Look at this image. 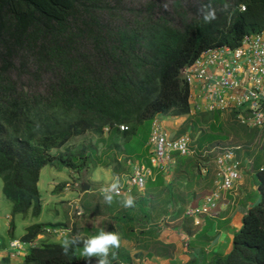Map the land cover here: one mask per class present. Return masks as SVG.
Instances as JSON below:
<instances>
[{
	"label": "trees",
	"instance_id": "1",
	"mask_svg": "<svg viewBox=\"0 0 264 264\" xmlns=\"http://www.w3.org/2000/svg\"><path fill=\"white\" fill-rule=\"evenodd\" d=\"M209 3L216 19L206 23L198 10ZM262 31L264 0H144L138 5L127 0H0V190L13 204L12 216L40 217L39 182L45 167L81 172L89 166L92 156L53 155L73 138L88 133L102 137L108 128L112 148L129 167L131 161L151 167L146 159L149 140L160 116L190 115L183 127L199 134L195 154H173L175 173L182 175L179 186L194 191L203 179L200 153L229 135L221 111L192 116L193 94L183 70L208 50L236 49L245 37ZM236 115L231 113L234 119ZM205 126L209 132L203 131ZM242 127L252 144L264 133ZM254 180L260 202L243 217L232 251L211 262L203 253L202 262L194 255L188 264H264V168ZM158 184L165 185L163 175ZM167 188L169 199H174L176 185ZM209 191L203 188L191 206ZM45 227L29 226L21 243L35 242ZM211 230L207 221L191 236L190 247ZM61 244L32 247L22 264H83L82 244L68 256ZM164 246L166 252H150L149 257L170 256L173 245ZM0 264H11V259L0 257Z\"/></svg>",
	"mask_w": 264,
	"mask_h": 264
},
{
	"label": "rangeland",
	"instance_id": "2",
	"mask_svg": "<svg viewBox=\"0 0 264 264\" xmlns=\"http://www.w3.org/2000/svg\"><path fill=\"white\" fill-rule=\"evenodd\" d=\"M127 3L138 5L143 4L144 0H127ZM162 121V118L158 117L156 123L161 127L162 131H165ZM223 124L224 131L229 135V139L217 142L210 149L200 153L199 162L203 173L200 186L196 187L194 191L181 188L179 180L182 175H176L174 168L176 163H173L172 169H170L171 171L174 169V181L170 182L173 178L169 176H167V179L169 184L173 183L176 185L174 199H169L167 186L164 189H155L156 191H151L149 202H141V207L146 211L143 214L133 212L134 209L139 208V205L138 207L135 205L130 208L123 207L122 201L126 198L124 196L115 195L111 205L107 204L103 199L101 189L117 182L122 185L123 181L125 182L126 180L125 177L128 175L130 167L132 170L138 164L137 161H131L129 167L128 160L112 148L110 132L102 137L88 133L82 137L73 138L60 150H53V155L75 156L77 158L81 155L85 157L92 156V160L89 161V166L81 172L68 168H58L59 171H57V167L47 166L48 176L46 177L45 175L46 178L44 177L40 185L43 211L38 218L33 217L32 213L13 217V204L5 197L3 190H0V236L5 241L11 240V242L17 241L19 243L16 250L10 246L11 260L21 256L24 252L26 244L21 243V238L26 233V228L29 224L46 226L43 234L33 243H39L40 241L41 243L61 242L68 233H73L74 230L80 231L77 234H79L80 238H84L82 236L84 228L88 229V234L92 236L98 234V231L101 230L116 231L118 233L123 230L125 234H128L127 230L130 228H137L138 232L141 233V230L148 231L150 230L148 228L154 227L156 228V233L158 232L156 237L165 240L167 244L158 240L163 244L152 247L151 243H145L139 237L138 244L140 249L133 260L128 256L130 259L128 264H133L132 261H134V264H151L144 258V254L140 250L149 251V253H164L166 252L164 244L173 245L174 248L169 250L171 257L175 258L176 255H179L182 258L188 257L191 261L194 260V255H198L199 251H206L205 248L211 240L208 236H203L191 248V236L200 233L204 228L206 219H211V217L202 218L200 220L201 223L196 225L193 220L186 218L185 211L196 200L195 195H199L203 188H208L209 192L215 188V181L217 180L216 157L222 153L223 149L240 148V150H237L239 159L243 162L247 160L252 162V167L249 168L252 171L247 174L251 175L252 172L264 167V133L261 134L255 144L248 142L246 133L242 131L244 127L241 126L236 117L235 119L231 117V112H224ZM183 128L184 133L181 135L190 139V147L195 154V140L199 134L194 135L190 126ZM203 131L209 132L206 126L203 127ZM80 161H83V158H80ZM168 175L173 176L170 173ZM85 184L91 187L90 191H82V186ZM255 193L257 195L258 191ZM135 197H139V193ZM144 197L145 195L141 196V198ZM251 198L256 199V196ZM120 208H122V211L118 212ZM8 215L11 216V221L8 220L6 222L9 230L5 226ZM52 225H60L57 228L59 231L50 228L55 227ZM13 226L15 230L12 237L10 233L13 230ZM63 227L68 229V231L61 230L64 229ZM134 233L133 231L132 234ZM124 258H127L126 253H117L115 260L124 262ZM181 264H183V261Z\"/></svg>",
	"mask_w": 264,
	"mask_h": 264
},
{
	"label": "built area",
	"instance_id": "3",
	"mask_svg": "<svg viewBox=\"0 0 264 264\" xmlns=\"http://www.w3.org/2000/svg\"><path fill=\"white\" fill-rule=\"evenodd\" d=\"M241 10L245 11L246 7ZM183 74L191 85L192 94L200 90L197 110L237 112L236 118L242 126L264 130V31L245 37L236 49L223 47L206 51L193 66L184 69ZM195 96L193 94L192 98ZM156 120L149 140L150 159L154 167L168 171L175 161L173 154H191L190 140L186 136L170 139ZM120 129L126 131L128 127L121 126ZM236 150L223 149L216 157V188L201 203L186 209V217L194 219L196 225L203 217L214 214L223 199V192L236 189L243 178L244 167H252L251 161L245 165L241 163ZM125 179L122 185L119 184L117 196H126L135 188L144 190L148 170L136 164ZM18 245L17 241L10 244L14 250Z\"/></svg>",
	"mask_w": 264,
	"mask_h": 264
},
{
	"label": "crops",
	"instance_id": "4",
	"mask_svg": "<svg viewBox=\"0 0 264 264\" xmlns=\"http://www.w3.org/2000/svg\"><path fill=\"white\" fill-rule=\"evenodd\" d=\"M210 71L212 72V70H210ZM193 94L196 96L192 98V102H191V104H192V106H191L192 107V116L195 113L200 112V110H197V105H196V101L198 100L200 90L199 89L196 90L195 92H193ZM221 112L224 115V112H227V111H221ZM160 118H162V120H163L162 123L165 126L164 127L165 132L167 133L169 138L170 139H178V138H181L184 136V135H180L179 131L181 129H183V125H185L186 122H188L190 120V115L182 116L179 118H172V117H170V118L166 117L165 118V117L160 116ZM237 150H240V148H237ZM237 150H236V154L238 156ZM190 151H191V153H193L191 147H190ZM182 156H185V155H182ZM150 158H151V156L147 155L146 159L151 161ZM238 159H239V156H238ZM240 161H241V163H243V165L248 164L250 162V160H247L244 162L242 160H240ZM175 163L176 162L174 161V164ZM142 165L145 166L148 170V181H147L146 188L144 190H140L138 188H135V189L131 190L130 194H127V195H131L132 197H134L135 200L137 199V201L134 202V205L137 207L139 205V208L134 209L133 212H135V213L139 212L141 214L146 213V211H144V209L141 207V202H143V201L149 202V199H150L149 196L151 195V191H156L158 189H164V188H166L165 186H167V187L171 186L173 183H170V184L168 183L167 176L173 178L172 181H170V182L174 181V176H175L174 175L175 174L174 169L171 171L172 168L169 171H167V170H162V169L154 167L152 165V163H151V167H149L143 163H142ZM175 166H176V164L174 165V168H175ZM46 168L47 167H45L41 171L39 189H40V185H41L42 181L44 180L45 175H46V177L48 176ZM263 168L264 167H261L260 169H263ZM57 171H59V170L57 169ZM251 171L249 170L248 167L247 168L244 167V169H243V176L244 177L242 178L241 182H239L237 184L236 189L232 192H223V199L220 201V204H219V207L217 208V210L214 212L213 215L205 216V218L211 217V219L210 218L206 219V222L208 221L212 224V230L207 235L211 241L207 244V247L205 248L206 251H199V253L197 255L199 260H201V258L204 257L202 255V253L204 255H206L207 262H211V261L215 260L216 258L224 257V256L228 255L232 251L233 244H234V234L242 228L243 217L245 216V214L248 212L249 209L256 206L260 202L259 194L256 195V193H255L258 190V188H257L256 182L254 180V175L258 170L252 172L251 175L247 174L249 172L251 173ZM168 173L173 174V176L168 175ZM160 175H163L165 177V185L164 186H161L159 184L156 185L157 179ZM215 184H216V181H215ZM215 188H216V186H215ZM211 192H209V193H211ZM138 193H139V197H135L136 194H138ZM144 195H145V197L141 198V196H144ZM126 196H124V197H126ZM252 196H256V199L251 198ZM201 201H199V203H201ZM190 207H194V206H190ZM121 211H122V208H120L118 210V212H121ZM7 218L8 219L5 221V224L8 220L11 221V216L8 215ZM186 218H188V217H186ZM190 219L193 220V222H194V219H192V218H190ZM31 225H33V224H31ZM31 225L29 224L27 226V228ZM5 226H6L7 230H9V226L7 224ZM13 228L15 229V227H13ZM27 228H26V230H27ZM130 229H133L135 233L132 234ZM130 229L127 230L128 234H125L123 232V230L121 229L122 231L119 232L120 236L122 235L121 245L119 247V249H121V250L115 249V251L117 253H126L127 254V258H124V262L126 264H128V261L130 262V259L128 256H130L131 259L133 260L134 256L137 254V251L140 249V247H139L140 245L138 244L139 243V239H138L139 237H141L145 243H152V242L161 240V242L167 244L165 240L156 237V235H158V232L156 233L155 230H151L152 228H148V229H150L148 231L147 230H141V231H143L142 233L138 232L137 228L136 229L130 228ZM77 232H80V231H77ZM99 232L100 231H98V233ZM82 233H83L82 236H84V238H88L91 236L88 234V229H86V228H84V231ZM10 242H11V240L5 241L0 236V255H1V258L9 257L11 259V256L9 253V243ZM59 243H62V241ZM41 245H43V243H41V241L39 243L26 244L25 248H24V252L21 254V256L16 257L15 259H12L11 264H22L25 261L26 255H28V251L32 247L41 246ZM140 251H141V253L144 254L143 255L144 258L146 260H148V262L151 264H171V263L181 264L182 261H183V264H188L191 261V259H189L188 257L182 258L179 255H176L175 258H173L171 256H165V257L153 256L150 259L149 258V251H146V252L142 251V250H140ZM81 261L83 264H85V260L82 256H81ZM95 261H96V258H93L92 264H96ZM132 263L134 264V261H132Z\"/></svg>",
	"mask_w": 264,
	"mask_h": 264
},
{
	"label": "clouds",
	"instance_id": "5",
	"mask_svg": "<svg viewBox=\"0 0 264 264\" xmlns=\"http://www.w3.org/2000/svg\"><path fill=\"white\" fill-rule=\"evenodd\" d=\"M198 11L206 23H211L216 19V12L211 6V3L202 6ZM106 129L105 134L109 132H106ZM119 190L120 185L118 182L101 189L104 201L111 205L114 196L119 195ZM134 202L135 198L131 195H127L122 201V204L123 207L130 208L134 205ZM81 244L82 249L80 250V255L84 258L85 264H92L93 258H96V264H112V261L117 258V253L113 251V249H119L121 245V237L116 231L105 230H101L98 234L82 240L79 234H77L76 236L65 238L62 241V254L68 256L70 252H73L75 248L79 247Z\"/></svg>",
	"mask_w": 264,
	"mask_h": 264
},
{
	"label": "water",
	"instance_id": "6",
	"mask_svg": "<svg viewBox=\"0 0 264 264\" xmlns=\"http://www.w3.org/2000/svg\"><path fill=\"white\" fill-rule=\"evenodd\" d=\"M90 189H91V187L88 184H85L82 186V191H84V192H88V191H90Z\"/></svg>",
	"mask_w": 264,
	"mask_h": 264
}]
</instances>
